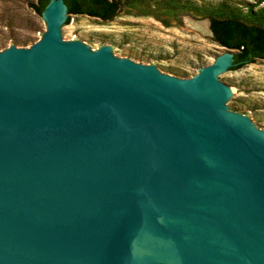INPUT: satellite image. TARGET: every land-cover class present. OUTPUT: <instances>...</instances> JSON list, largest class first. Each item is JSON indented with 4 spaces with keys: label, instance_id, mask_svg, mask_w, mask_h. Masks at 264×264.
<instances>
[{
    "label": "water",
    "instance_id": "1",
    "mask_svg": "<svg viewBox=\"0 0 264 264\" xmlns=\"http://www.w3.org/2000/svg\"><path fill=\"white\" fill-rule=\"evenodd\" d=\"M41 15L0 50V264H264V129L222 82L234 50L182 78L70 40L64 0Z\"/></svg>",
    "mask_w": 264,
    "mask_h": 264
},
{
    "label": "rangeland",
    "instance_id": "2",
    "mask_svg": "<svg viewBox=\"0 0 264 264\" xmlns=\"http://www.w3.org/2000/svg\"><path fill=\"white\" fill-rule=\"evenodd\" d=\"M32 1L0 0V50L16 45L18 31L22 46L45 32V21L30 6ZM208 15L264 26V0H139L120 7L110 20L72 14L65 30L70 40L92 49L106 45L119 57L189 78L224 52L210 35L192 27L191 19ZM222 82L238 85L233 110L264 129V60L236 69Z\"/></svg>",
    "mask_w": 264,
    "mask_h": 264
},
{
    "label": "trees",
    "instance_id": "3",
    "mask_svg": "<svg viewBox=\"0 0 264 264\" xmlns=\"http://www.w3.org/2000/svg\"><path fill=\"white\" fill-rule=\"evenodd\" d=\"M49 0H33L30 6L41 14ZM139 0H64L67 5V24L71 14H83L110 20L117 15L120 7ZM212 30V39L221 46L234 50L232 66L238 69L256 59L264 60V26L246 23L235 17L207 16Z\"/></svg>",
    "mask_w": 264,
    "mask_h": 264
},
{
    "label": "bare ground",
    "instance_id": "4",
    "mask_svg": "<svg viewBox=\"0 0 264 264\" xmlns=\"http://www.w3.org/2000/svg\"><path fill=\"white\" fill-rule=\"evenodd\" d=\"M191 24L193 25L192 27H194L195 25L196 26L199 25L200 28H203L204 27V24H202V23H200V24L197 25V23L195 24L194 22H191Z\"/></svg>",
    "mask_w": 264,
    "mask_h": 264
}]
</instances>
